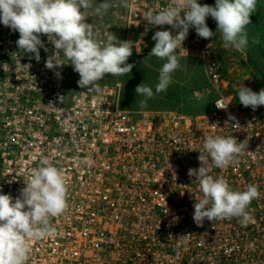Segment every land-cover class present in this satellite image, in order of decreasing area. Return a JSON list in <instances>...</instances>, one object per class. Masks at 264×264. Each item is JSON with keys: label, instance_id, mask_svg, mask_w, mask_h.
<instances>
[{"label": "built area", "instance_id": "obj_1", "mask_svg": "<svg viewBox=\"0 0 264 264\" xmlns=\"http://www.w3.org/2000/svg\"><path fill=\"white\" fill-rule=\"evenodd\" d=\"M171 2L129 0L135 52L147 48L156 31L177 34L143 18ZM198 3L214 6L215 0ZM206 23L214 32L213 19ZM18 38L0 23V194L20 197L42 158L63 170L68 186V208L50 218L56 234L29 241L27 264H264V112L239 103L243 85L233 87L216 36L206 40L190 27L177 50L178 58L197 59L203 67L211 105L195 114L124 110L118 84L81 88L79 77L45 67L52 47L44 45L37 62L18 49ZM256 87L264 89V82ZM218 99L229 103L226 109L216 107ZM206 135L247 140L237 163L209 173L234 190L258 186L246 226L238 218L205 219L202 226L193 220L202 192L188 171L200 167Z\"/></svg>", "mask_w": 264, "mask_h": 264}, {"label": "clouds", "instance_id": "obj_2", "mask_svg": "<svg viewBox=\"0 0 264 264\" xmlns=\"http://www.w3.org/2000/svg\"><path fill=\"white\" fill-rule=\"evenodd\" d=\"M257 3L258 0H215L213 6L201 5L198 0H172L167 7L144 13L143 18L149 25H170L178 32L173 35L172 31L160 30L153 35L155 45L148 58L166 62L159 70L155 92L145 83L136 87L137 95L144 97L140 106L146 107L154 94L166 92L173 82L172 74L181 66L177 50L182 48L190 27L206 40L219 33L221 46L226 50L245 51L249 46L247 28ZM119 5L131 6L129 0H119ZM112 6L113 0H103L95 7L93 0H0V23L19 33L18 49L34 54L37 62L40 49L45 47L40 36L47 35L56 51L47 57L45 67L55 70L70 63L79 74L78 85L88 91H98L99 82L107 75L125 76L135 66L127 63L132 55V42L118 41L109 32L101 43L94 25L86 22L90 9L99 16ZM208 17L216 22V32L207 25ZM54 74L57 78L61 76L60 71ZM237 97L246 108L256 110L264 105V89L257 93L243 84L237 90ZM228 104L225 105L223 99L215 102L218 109H226ZM229 120L234 121L233 130L240 129L234 116L229 115ZM203 139V151L198 157L200 167L188 171L190 177L196 178L202 192V197L194 204L193 220L197 226H202L205 219L214 222L238 218L246 226L251 218L248 210L251 202L260 198L258 186L249 184L243 191L234 190L223 176L213 177L209 173L213 167L227 169L237 163L247 147V140L238 142L232 135H206ZM24 184L20 197L15 200L9 194H0V264H27L29 241L55 235L50 218L60 216L68 208V186L63 170L47 158L30 169V177Z\"/></svg>", "mask_w": 264, "mask_h": 264}, {"label": "rangeland", "instance_id": "obj_3", "mask_svg": "<svg viewBox=\"0 0 264 264\" xmlns=\"http://www.w3.org/2000/svg\"><path fill=\"white\" fill-rule=\"evenodd\" d=\"M103 2V0H93L94 7L98 5L99 3ZM258 5L261 8H264V0H258ZM257 12V11H256ZM255 14V13H254ZM253 15V14H252ZM259 22H264L262 18H259ZM251 21V20H250ZM88 23H92L94 25V31L96 33L97 39L103 43L108 33L114 34L118 41H130L131 46L133 47V37L131 36V30H129V26L127 23V8L121 7L119 5V0H113V6L107 11L106 14L103 15H95L93 10H89V17L87 18ZM250 24L248 25L247 31L250 37H254L252 31H251ZM213 30L216 32L217 30V24L213 20ZM260 37L264 38V35L260 33ZM153 35L148 36V44L147 48L143 49V53H137L135 52V49H132V55L129 57V59H133V57L139 55V56H145L148 57L149 53L151 52V49L155 45V41L152 39ZM40 39L42 40L43 44L46 45L48 48L52 47V50L55 53L54 45L51 44L49 39L47 38V35L41 34ZM216 39L218 41L219 46L222 45V41L220 39V34H216ZM229 50V51H228ZM223 49L220 57L222 59V62L228 65V67L233 69L230 71L229 78L232 80L233 87H238L241 84L246 87L251 88L254 92H259L258 88L256 87V83L260 80L261 75H258V71L256 69V62L257 64H260L261 70L264 72V57L259 56L260 50L264 51V40L255 43L252 49V54L244 51V54H241L238 51L232 50V49ZM228 51V52H226ZM232 57H234V60H231ZM128 59V60H129ZM180 61V68L177 69L172 74L173 79V86L176 85H187L189 88H191L194 91L193 96L191 97L192 104L189 105H179L178 107H175L171 102L165 101H155V103L150 104L149 101H147L146 107L140 106V101L144 98L138 99V106L135 108L130 107V105H125L124 110L132 111L135 113H144V112H164V111H175L178 113H186V114H195L199 113L201 111H204L208 109L211 105V97L207 94L206 88H205V81H204V73H203V67L202 64L197 60L193 58H178ZM224 59V60H223ZM228 59V60H227ZM258 59V61L256 60ZM68 61L65 59V63ZM227 65L225 67H227ZM64 70L65 75H71V76H77L79 77V74L76 73L73 70V66L68 63L62 67ZM227 74V73H226ZM248 77L253 79V85L249 84L252 81L248 80ZM80 78V77H79ZM242 80L241 83L238 81ZM102 83H109V84H118L120 89V98H119V106L121 102V91L123 89V82L121 79V76L112 77L110 74L107 75L102 81ZM158 79H149L144 78V81L142 83L147 84L148 86L153 88V91L155 92V85L157 84ZM141 83L137 84L140 85ZM195 92L202 93L199 98L195 96ZM257 109L264 112V105L259 106Z\"/></svg>", "mask_w": 264, "mask_h": 264}, {"label": "trees", "instance_id": "obj_4", "mask_svg": "<svg viewBox=\"0 0 264 264\" xmlns=\"http://www.w3.org/2000/svg\"><path fill=\"white\" fill-rule=\"evenodd\" d=\"M250 43L254 46V39L250 37ZM253 49V48H252ZM261 57H264V51L260 50ZM258 61V59H256ZM166 61L160 60L156 57H145V56H135L133 59H129L127 63L134 64L135 66L132 68L131 72L126 74L125 76H121L123 82V89L121 91V102L120 107L124 108L125 105H130V107L135 108L138 106V99L144 98L142 96L137 95L135 89L136 85L142 83L144 78L149 79H158L159 70L162 65ZM261 64V63H260ZM260 64H255L256 69L258 71V75H261L260 80L264 82V72L261 70ZM205 81V79H204ZM206 88V81H205ZM194 91L189 88L187 85L181 86L171 85L168 87L166 92H161L158 94H154L153 98L149 99V103L153 104L155 101H165L171 102L175 107L179 105H189L192 104L191 97L193 96ZM186 114V113H183Z\"/></svg>", "mask_w": 264, "mask_h": 264}, {"label": "crops", "instance_id": "obj_5", "mask_svg": "<svg viewBox=\"0 0 264 264\" xmlns=\"http://www.w3.org/2000/svg\"><path fill=\"white\" fill-rule=\"evenodd\" d=\"M257 12H255V14L251 15L250 17V20H251V23H250V26H251V31L252 33L254 34L253 36L254 37H251L255 40H258L259 42L263 41L264 38L260 37V33H262L264 35V22H259V18H262L264 20V8H261L258 3H257ZM250 38H249V46L248 48L245 50L246 53L249 52L252 54V48H253V45L250 43ZM258 42V43H259ZM229 51V50H228ZM226 51V52H228ZM235 58L232 57L231 60H234ZM224 60V59H223ZM228 60V59H227ZM225 66L227 65L226 63L224 64ZM228 71L230 70V68L228 67H225ZM233 69H231L230 71H232Z\"/></svg>", "mask_w": 264, "mask_h": 264}]
</instances>
